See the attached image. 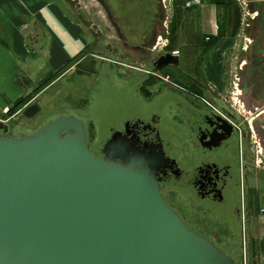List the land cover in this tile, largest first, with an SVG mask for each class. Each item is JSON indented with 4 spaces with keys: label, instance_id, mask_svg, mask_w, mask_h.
<instances>
[{
    "label": "water",
    "instance_id": "obj_1",
    "mask_svg": "<svg viewBox=\"0 0 264 264\" xmlns=\"http://www.w3.org/2000/svg\"><path fill=\"white\" fill-rule=\"evenodd\" d=\"M179 63L166 53L156 69ZM41 111L36 99L22 115ZM88 139L74 115L0 137V264H237L164 198L162 150H135L122 164L94 154Z\"/></svg>",
    "mask_w": 264,
    "mask_h": 264
},
{
    "label": "flooded vegetation",
    "instance_id": "obj_2",
    "mask_svg": "<svg viewBox=\"0 0 264 264\" xmlns=\"http://www.w3.org/2000/svg\"><path fill=\"white\" fill-rule=\"evenodd\" d=\"M105 1L127 48L144 53L160 45L161 32L174 33L176 13L168 26L165 0ZM140 37L144 39L137 43ZM253 37L238 47L242 59L236 77L216 84L201 75L197 54L192 70L185 71L183 53L171 48L170 36L164 54L179 56V65H165L163 80L152 76L153 71L151 76L138 78L139 83L126 82L123 93L128 105L120 109L114 124L110 123L111 134L101 154L93 153L99 157L111 154L114 161L123 164L135 150H162L158 177L165 199V190L177 184L201 202L225 203V212L228 207L231 217L242 225L241 203L228 204L227 195L234 188H244L246 161L252 150L259 154L264 146V47L257 45L256 35ZM156 80L163 83V87L159 85L161 93L154 90ZM6 121H0V137L28 134H17L16 128L24 126L18 119H12L11 124Z\"/></svg>",
    "mask_w": 264,
    "mask_h": 264
},
{
    "label": "crops",
    "instance_id": "obj_3",
    "mask_svg": "<svg viewBox=\"0 0 264 264\" xmlns=\"http://www.w3.org/2000/svg\"><path fill=\"white\" fill-rule=\"evenodd\" d=\"M65 1L0 0V121L6 113L18 109L15 115H20L29 104L41 100L44 82L62 69H67L65 75L75 68L74 62L88 47L82 25L69 0ZM246 1L243 6L237 0H207L188 9L185 0L183 7L192 14L184 19L182 44L187 46L178 49L185 71L192 70L197 54L190 47L193 29L200 32L198 44L194 43L195 49L200 48V73L216 84L236 77L242 59L238 47L247 44L249 36L256 35L257 45L264 47V0ZM56 80L51 79L49 86ZM255 151L246 161L244 188H232L227 195L228 204L240 201L242 225L232 217L226 223L219 221L237 231L240 248L231 256L238 264H264V146L261 155Z\"/></svg>",
    "mask_w": 264,
    "mask_h": 264
},
{
    "label": "rangeland",
    "instance_id": "obj_4",
    "mask_svg": "<svg viewBox=\"0 0 264 264\" xmlns=\"http://www.w3.org/2000/svg\"><path fill=\"white\" fill-rule=\"evenodd\" d=\"M180 1L182 6L185 0ZM165 2L169 17L167 25L170 26L173 21L172 17L175 13L181 12V8L178 6V0H165ZM68 3H71L78 23L82 25V31L88 40V47L81 56V58H86L79 64L77 62L80 58L76 59L75 67L91 72V74L78 73L76 68H73L64 75L67 69L60 70L56 76H52L43 84V97L40 100L42 111L40 113L33 118H26L22 113L16 116L17 109L13 110L12 114L6 113L2 121L10 119L9 122H6L11 124L12 119H18L20 125L24 126L21 129L16 128L17 134L24 132L29 134L58 117L74 115L86 124L89 148L92 152L101 154L103 144L111 134L110 123L114 124L120 113L119 110L127 105V99L123 93V87L127 85L126 82L139 83L138 78L151 76L153 71L155 73L152 76H158L160 80H163L162 70L154 69L153 62L166 51L170 36L172 37L171 48L174 51L182 50V47L187 46L182 44L186 35L184 19L189 20L192 14L191 11L187 12L182 8L180 27L174 33L172 30L161 32L160 45L156 49H147L143 53L125 47L126 43L119 35V31L100 0H69ZM65 6L69 8L66 1ZM175 18L178 22V16ZM224 20L227 21V17L224 16ZM199 33L198 31L194 32V29L191 31V43L194 41L195 45L198 44ZM196 36L197 38H195ZM194 43L190 47L196 51V60L199 59L200 63L201 56L198 57L200 48L196 46L195 49ZM57 77L58 80L53 83V86H49L50 80L54 81ZM155 83L158 85L154 86V90L158 89V92L161 93L163 83L157 80ZM158 108L161 110L160 106ZM13 114L16 117L12 118ZM164 193L170 206L190 228L210 238L227 254L236 255L235 252L240 248L237 231L228 230L226 229L227 225L219 223L221 220L226 223L231 218L228 207L225 212V203L201 202L200 198L184 193L177 184L170 189L167 188ZM236 263L238 264V260Z\"/></svg>",
    "mask_w": 264,
    "mask_h": 264
},
{
    "label": "built area",
    "instance_id": "obj_5",
    "mask_svg": "<svg viewBox=\"0 0 264 264\" xmlns=\"http://www.w3.org/2000/svg\"><path fill=\"white\" fill-rule=\"evenodd\" d=\"M237 1L243 6L247 5V1L246 0H237ZM204 2H205V0H186L185 7L188 8V9H191V8H194L195 6H200ZM7 111L8 110H6V112ZM258 152H259V155L262 154L261 150H258ZM262 211H264V207L262 208Z\"/></svg>",
    "mask_w": 264,
    "mask_h": 264
},
{
    "label": "trees",
    "instance_id": "obj_6",
    "mask_svg": "<svg viewBox=\"0 0 264 264\" xmlns=\"http://www.w3.org/2000/svg\"><path fill=\"white\" fill-rule=\"evenodd\" d=\"M181 4V1L180 0H178V6L181 8V12H179V7H178V14H176V17L178 16V22H177V18H176V23H175V25L173 26V28H174V31H176V29L177 28H179L180 27V22L182 21L181 20V17H182V12H183V9L182 8H184L183 7V4H182V6L180 5ZM144 38H145V36H144ZM143 37H140L138 40H136V42L137 43H140L143 39H144ZM53 81V80H52ZM49 83H51V82H49ZM41 89H43V86L41 87ZM39 91V90H38Z\"/></svg>",
    "mask_w": 264,
    "mask_h": 264
},
{
    "label": "bare ground",
    "instance_id": "obj_7",
    "mask_svg": "<svg viewBox=\"0 0 264 264\" xmlns=\"http://www.w3.org/2000/svg\"><path fill=\"white\" fill-rule=\"evenodd\" d=\"M130 102H131V101H130ZM127 105H128V104H127ZM119 111H120V110H119ZM114 116H115V115H114ZM114 116H113V117H114ZM120 116H121V115H120ZM112 119H113V118H112ZM115 119H116V118H115Z\"/></svg>",
    "mask_w": 264,
    "mask_h": 264
}]
</instances>
